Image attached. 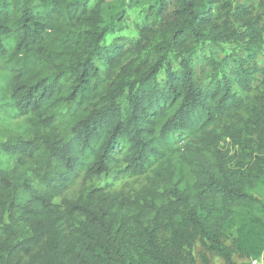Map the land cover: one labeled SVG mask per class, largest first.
Instances as JSON below:
<instances>
[{
	"label": "trees",
	"instance_id": "trees-1",
	"mask_svg": "<svg viewBox=\"0 0 264 264\" xmlns=\"http://www.w3.org/2000/svg\"><path fill=\"white\" fill-rule=\"evenodd\" d=\"M261 184L264 0H0V264L260 259Z\"/></svg>",
	"mask_w": 264,
	"mask_h": 264
},
{
	"label": "rangeland",
	"instance_id": "rangeland-1",
	"mask_svg": "<svg viewBox=\"0 0 264 264\" xmlns=\"http://www.w3.org/2000/svg\"><path fill=\"white\" fill-rule=\"evenodd\" d=\"M128 3V1H126ZM129 12L125 22V28L118 33L109 36L108 41H112L117 36L121 38L127 37L129 39L136 40L140 43V46H144L143 41L139 38V33L135 28L136 22H138L139 12L138 8L128 7ZM228 45L225 46V48ZM144 58L147 54L143 51ZM148 60V59H147ZM110 187L117 195H119L123 200H128L135 195L139 194L142 190L147 191V187L149 183L145 177H132L127 174H120L116 171H113L108 174H103L100 177H96L90 181L81 180L76 186V194H80L81 192H86L89 187ZM255 196H257L261 201L264 202V185L261 184L257 187L255 191ZM236 238L235 230L230 231L228 233V238L226 240L227 244H231L232 240ZM202 248L199 243H197L194 247V254L197 258V264L200 263L199 251ZM210 258L211 264H227L222 257L217 254H208ZM234 264H264V255L262 256L260 262L255 263L252 259L243 257L238 253H235L233 256Z\"/></svg>",
	"mask_w": 264,
	"mask_h": 264
},
{
	"label": "built area",
	"instance_id": "built-area-1",
	"mask_svg": "<svg viewBox=\"0 0 264 264\" xmlns=\"http://www.w3.org/2000/svg\"><path fill=\"white\" fill-rule=\"evenodd\" d=\"M261 258L260 259L253 260V262L258 263V262H260Z\"/></svg>",
	"mask_w": 264,
	"mask_h": 264
}]
</instances>
